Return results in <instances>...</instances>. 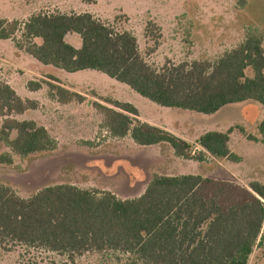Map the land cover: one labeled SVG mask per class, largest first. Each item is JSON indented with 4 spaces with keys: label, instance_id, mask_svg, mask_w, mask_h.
<instances>
[{
    "label": "trees",
    "instance_id": "obj_1",
    "mask_svg": "<svg viewBox=\"0 0 264 264\" xmlns=\"http://www.w3.org/2000/svg\"><path fill=\"white\" fill-rule=\"evenodd\" d=\"M247 1L237 3L244 7ZM256 31L214 61L167 58L157 67L147 60L163 37L153 20L144 32L153 45L143 53L132 31L91 12L38 11L24 20L0 18V40L13 41L42 65L69 73L100 71L159 106L204 114L246 101L264 108V45ZM68 34H78L81 45L68 42ZM47 76L58 83L47 84L59 103L85 100L58 76ZM42 87L41 82L28 83L31 91ZM95 96L105 102L93 105L112 137L129 136L140 146L168 143L177 156L191 154L186 139L138 119L134 104ZM38 105L0 78V139L20 157L57 147L46 126L14 117ZM258 128L264 144V118ZM231 132L202 133L200 154L239 161L230 148ZM0 161L12 163L13 158L5 154ZM0 243L45 247L71 261L87 252L113 250L132 255L134 264H248L255 248L264 247V183L253 181L248 188L198 173L154 174L140 195L127 198L71 183L47 185L23 198L0 183Z\"/></svg>",
    "mask_w": 264,
    "mask_h": 264
},
{
    "label": "rangeland",
    "instance_id": "obj_2",
    "mask_svg": "<svg viewBox=\"0 0 264 264\" xmlns=\"http://www.w3.org/2000/svg\"><path fill=\"white\" fill-rule=\"evenodd\" d=\"M38 11L91 12L132 31L143 53L153 45L144 36L147 22L153 20L161 27L163 37L147 60L157 67L167 58L174 62L214 61L242 43L253 29L262 35L264 45V0H248L244 7L237 0H0V18L24 20ZM67 40H77L81 45L78 34H70ZM52 68L56 67L40 65L25 50L17 49L13 41H0V78L22 98L39 102L38 108L14 117L36 120L57 141L53 150L20 157L0 139V157L8 154L13 158L12 163L0 161V183L21 197L29 198L47 185L62 183L110 190L120 198L134 197L144 191L154 174L198 173L248 188L253 181L264 183V144L258 128L264 108L258 102L234 103L213 114L166 108L103 72L69 73ZM47 74L58 76L65 87L81 93L85 100L59 103L49 94L47 84L58 83ZM251 74L247 69V75ZM30 81L41 82L43 87L31 91ZM125 91L144 112L191 143V154L181 158L168 143L140 146L129 136L112 137L93 105L94 101L105 102L95 94L105 96L106 92L124 98L129 94L125 95ZM228 129H232L231 151L240 157L239 161L200 154L203 148L196 144L199 134ZM132 258L120 251L106 250L87 252L71 261L66 254L45 247L0 243V264H134ZM248 264H264V247L255 248Z\"/></svg>",
    "mask_w": 264,
    "mask_h": 264
},
{
    "label": "crops",
    "instance_id": "obj_3",
    "mask_svg": "<svg viewBox=\"0 0 264 264\" xmlns=\"http://www.w3.org/2000/svg\"><path fill=\"white\" fill-rule=\"evenodd\" d=\"M34 13V12H33ZM31 15V14H30ZM70 34H68L67 36H66V39L68 38V36H69ZM72 36H74L75 37V34H71ZM0 41H8V40H0ZM74 46H76V47H79L78 46V41L77 40H75V42L74 43H72ZM31 56V55H30ZM32 57V56H31ZM33 58V57H32ZM37 61V60H36ZM38 62V61H37ZM39 63V62H38ZM40 65H42L41 63H39ZM42 66H45V65H42ZM47 67H50L51 68V66H47ZM54 67V66H53ZM53 69V68H52ZM53 70H58V69H53ZM84 71V70H83ZM57 72H61L60 70H58ZM129 87V86H128ZM130 88V87H129ZM131 89V88H130ZM132 90V89H131ZM134 91V90H133ZM129 93V94H128ZM128 94V96H126V97H124V98H119L117 95L114 97V98H116V99H119V100H122V101H127V102H130V103H132V104H134L135 106H136V108L139 110V116H138V119H140L141 121H146V122H149V123H151V124H154V125H157V126H160V127H163V128H165V129H167V130H169V131H171V132H173V133H175V131L174 130H172L169 126H167V125H165L164 123H162V122H160L156 117H153V116H151V115H149L148 113H146V112H144L143 111V109L141 108V106L138 104V103H136V102H134L132 99H129V97H130V92H127V91H125V95H127ZM113 95V94H112ZM105 96H108V93H106L105 92ZM110 96V95H109ZM246 102H248V101H246ZM234 104V103H233ZM229 105H231V104H229ZM228 106V105H227ZM226 107V106H225ZM167 108V107H166ZM224 108V107H223ZM222 109V108H221ZM219 111V110H218ZM207 131V130H206ZM219 131H222V130H219ZM205 132V131H204ZM203 132V133H204ZM175 134H177V133H175ZM202 134V133H201ZM201 134H199V136L201 135ZM199 138V137H198ZM196 144L199 146V144L196 142ZM201 147V146H200ZM196 148H198V147H196ZM202 148V147H201ZM201 150V149H200ZM203 150V149H202ZM182 158V157H181ZM182 174H187V173H182Z\"/></svg>",
    "mask_w": 264,
    "mask_h": 264
}]
</instances>
